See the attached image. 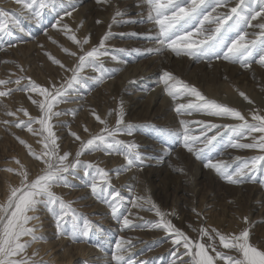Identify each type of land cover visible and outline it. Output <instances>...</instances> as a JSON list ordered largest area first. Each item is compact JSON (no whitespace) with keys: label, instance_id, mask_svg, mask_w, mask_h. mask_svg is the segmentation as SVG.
<instances>
[{"label":"rangeland","instance_id":"obj_1","mask_svg":"<svg viewBox=\"0 0 264 264\" xmlns=\"http://www.w3.org/2000/svg\"><path fill=\"white\" fill-rule=\"evenodd\" d=\"M97 1H98V6L94 7L91 13L89 12L91 14V18H86V17H89L90 14L87 12H84L83 14L80 15L78 22L75 21L77 23H75L74 21H70L68 23L69 26L67 24V27H69V29L66 28V31L69 34L70 33L75 34V35L78 34V36L82 35L80 36L82 38L84 37L90 38L91 44H94L90 46V49L92 47L99 46L100 41L103 37H105V34L110 33V35H108V38L105 40L104 48L102 49L106 51L107 54L100 57V61L102 62V64H105L103 66L105 68L108 66L106 68L108 74L103 77L106 80V83L104 81V84H103V80L99 79V74L98 76L94 77L95 79L94 82H96L94 83V90L96 89L98 91L96 90H95L96 92L94 91V95H93L94 103L91 104L92 105L91 109L92 111L95 112V116H93L92 113L90 114L89 111H88L89 112L88 114L87 110H85V108L83 107L77 112L82 113L83 110L86 111L84 115L86 116L87 114L88 117L89 116L92 117V120L94 121V125L96 127L100 124V121H99L100 118L97 119V117L101 116V118H105L103 119L105 121L103 122L102 125H105L106 128L109 130L117 128V125L114 123H116L118 113H122L123 124L119 126L121 129V131L119 132L120 134H122L121 135L122 138L121 137H119L121 139L117 138V136L119 135V132H118V135L117 133H116L117 136L115 135V139L116 140L119 139V141H122L123 143L116 145L115 139L114 141L112 139L109 140V143L114 142L115 144L114 152L116 150L117 151L114 154L116 155L118 154L124 157L121 153H124V155H128V154L131 155V154L138 153V154H141L142 156L144 155L143 158L146 159V162H143L138 167V168H142V167L143 168H142L141 174L139 175L140 177L137 183V186L139 189H136L137 197L144 198L143 200H139V204L142 205V207H135L133 203H132V206L130 207L131 212L134 213L135 210L138 209L137 212L140 211L139 213L143 216L140 215L141 217L136 219V220H139L137 224L136 223L132 224L131 227L124 226L125 228L121 229L122 231L121 230L112 231V234L114 235V237H108V239L113 238V240L115 241L116 237H118L119 235H123L121 236L123 238L122 239L123 242H124V239L128 237L127 238L129 239L128 243L130 241V243L132 244H137V248H135V251H134L135 254L139 253L138 255H136V260H135L136 262L144 261V264H175V263L184 264V262L186 261L189 262L190 257L188 256L186 257V250L182 248L183 244L181 243L180 245H175L172 243L173 239L175 238L173 234L165 231L163 228L156 227L155 229L154 227H152L155 223L159 222L158 220H160V217L158 218V216L156 215L155 209L152 208V205L154 204L156 208H158L162 213L167 214L165 216V219L168 221H171V223L175 226V228L179 229L180 231L185 233L189 238L193 240H201V242L205 243L206 245H212V247H215L216 251L225 253L227 255H232V256L237 255L235 251L224 249L223 246L220 245L219 239L218 237H215V233L211 231L212 229H216L217 231L224 233V234H234V233L238 234L244 228H249L250 230V242L258 246L260 249L264 250V193L262 191L264 189V169H258L254 177L250 175L248 178L244 179L242 182L233 184V183L226 181L221 175H219L216 172L215 169L210 168V167H205V163H207L209 159H211L213 162L217 160H222L226 162L228 165H230V169H229L230 171H235L237 168L241 167L242 164L248 158L255 156V155L264 154V153H260L256 149H242V148L231 147V143L233 142L235 143H250L251 142L250 141L251 139L250 138L248 139L246 135L237 137L233 135L234 133L231 131L230 128L223 127V125H234V124L241 123L238 120H234L231 117H228V118L227 117H216V116H210L208 114H205L208 117L201 118L198 112H195L198 116L197 115L193 116L194 114L191 112H188L187 110H181L179 112L176 110L177 115H178L176 116L180 118L182 121H187L189 123V124L187 123V125H190V126L201 125V124L196 123L195 121L197 122L198 121H203V122L208 121L206 123H214V124L219 125L220 127L216 129H211V130L206 131V133L208 132L207 133L208 135L216 136V140L210 146V149H206L203 153H201L199 157L196 155V150L203 148L202 142H193V143L190 142V147L193 149V151H189L188 147H184L183 149H177V147L172 148L173 153L172 152L170 153V155L172 154L171 155L172 167L170 168V171L165 174L164 170L166 169H163L162 171L164 172L158 173V176H156V173L152 174V172L149 170L152 166H151V163H149L148 154L143 152L147 146H144L143 143L147 141L148 142L149 141L158 142L157 136H156V132H157L156 128H159L165 132L167 131L166 135H170L171 139L172 138L176 139L177 135H173V133L177 132V130H175L176 124L172 122V124L171 123H169V125L167 124L168 126H171V127H168L167 125L166 127L164 124V121H162L163 119H165L166 116L164 117L161 115L154 117L155 119L145 118V120L143 119L142 121H141L142 118L139 117V114H137L136 111L134 112L132 111L134 113L133 114L134 116H132V112H130L131 113L130 114L129 111H127L126 107H127L128 102H130L128 100L131 99L132 96L133 97L137 96V93L136 91H134V88L132 87L130 88L129 85L131 84L121 86V84L119 83V81H121V78H119L121 73H123L124 71H127V73L129 72L132 73V71H130L131 67L135 66L136 64L140 65L142 62L144 63L147 57L150 55L146 51L142 52L141 54H136V51H135L136 49L135 48L133 49L131 45V40L133 39V37H135L139 41H146L147 39L145 38L144 39H140V37L138 38V33L146 26L145 24L151 22L152 20H148L147 19L148 16L144 19L135 18L134 17L135 14L137 15L138 13L139 14H143V13L142 11H133V10L129 11L128 8H132V7H129L131 5L130 0H97ZM236 2L237 0H229L228 7L221 8L218 11L225 12L228 10V8H230V6L231 7L235 6ZM143 3L145 5V8H143L144 9L143 11H146L148 14L149 6L146 3V0H143ZM253 3L254 2H252V0H249L248 7L254 9L255 11H259L260 9L259 7H257V3H254V4ZM16 4H17L16 0L11 1V5L13 7ZM66 4H67V7H69L68 6L69 4L68 3ZM252 5L255 6V8H253ZM81 6L82 5H77L76 8L79 9ZM57 10L58 8L56 7L54 13H51L52 15L50 17V20L53 17L58 18V16L55 17ZM118 11L122 12L123 15L116 16L115 14ZM207 11L210 12L211 7H209ZM28 14L29 13L20 12L19 16L20 18L24 19V22H25L28 20V17H27ZM81 16H83V18ZM103 16H106L105 20L104 18H102ZM129 16H132V19L128 18L127 20L125 18L124 21L126 22L129 21L128 24L126 23V26H130L132 28L130 31L128 30V32L124 33V30L122 28L123 27L122 21L121 20L119 21V18L129 17ZM101 18L104 21H99ZM86 19H91V23L88 26L86 24V21H87ZM95 20H97L98 22L97 21L93 22ZM81 21L83 22L79 23ZM48 22L49 20L47 21V23ZM259 22L263 23L264 19L262 17L261 18L258 17L257 20L253 21L252 23L257 24ZM46 24L45 23L42 24V27H44ZM52 24L53 22L50 21L49 25L46 26L47 27L46 29H48L49 27L52 28L51 27ZM80 24H82V26ZM84 24L86 25L84 26ZM93 25L95 26V28L98 29V31L99 30L100 31L98 32L99 33L98 35H95L93 36V38H91V35H90L91 32H89L88 28L91 29ZM214 26L215 25L208 24V25H205V28L208 29ZM67 29L70 31H68ZM248 29H253V30L256 29L253 31V33L247 32L249 36V37L247 36L248 39H252L253 36H254L253 39H255L256 33L260 31L259 28H256V27L250 28L246 25L244 26L243 31H246ZM52 30L53 31L51 32V34L53 35L54 33L53 36L56 39L51 35V37H53L51 39L52 41L50 40V37L49 39L47 38L48 41L45 42V45L48 47L49 50L54 49V52H57L55 55H50L45 50H40L39 48H35L32 51L23 52L21 54L12 56L10 55L11 53L6 54L5 53L6 50L0 49L1 54L2 52H4V54H2L3 58L12 57L11 61L5 58V63L0 64V76H1V72L4 71L9 76V78L6 76L8 79L6 81H11V83L4 84V86L10 84L9 85L10 87L7 89H16L12 91L10 95L7 96L8 98L6 97L9 103L8 105L11 108H14V107L16 108V106H18L19 108L21 106L20 109H22L25 106L23 109H26V103L29 98L27 96L28 91L26 89L30 88L29 78H31L30 80L34 81L37 84L40 83L39 85H41L42 87L47 88L46 86L49 85L50 87L49 90H52L53 85L56 86L57 85L56 83L58 81L59 82L62 81V83L65 82L66 83L65 87H67V81L71 78L67 70H68V66H70V62H73L72 59L70 58L71 53L67 54L69 55L68 56L69 63H66V65H62L60 62V58L62 54H61V51H59V49L63 41H62V38L59 36V32H57L55 28ZM18 32L24 36L35 34V32L32 34L30 33L26 34V33L21 32L20 30H18ZM235 36H236V33H232L231 39H235ZM231 39H228L227 43H230ZM69 40L67 39V41ZM94 41L96 43H94ZM125 41H127V44ZM38 46H39L38 44L34 45V47H38ZM0 48H3V46ZM259 48L260 47L258 46L253 48L251 55L244 58V63L248 65L247 67L244 66V64H242L240 60L233 61L231 59L229 60L223 59V51L218 52V55L220 56V58H216V56H211V57H203L197 60V59H192V57H189L183 54L178 56L174 52H172L170 49L166 48V51H167L166 54H169L170 56L169 58H167L165 67L156 75L155 78L156 80L159 81L158 85H165L164 82L162 81L163 73L165 72L171 73L175 79L183 81L189 85L195 86L201 92V94L207 99L215 100L216 102H218L219 100L220 101L222 100L221 104H224L227 106L230 105L229 107L236 108L238 111L241 112L242 115L245 116L246 119L251 121L253 112L264 115V64L262 65L261 63H259L257 59V55L259 54L264 55V48H260V50ZM51 51L53 52V50ZM262 51L263 53L261 54ZM125 52L128 55H126ZM172 53H174L173 56H172ZM129 55H133L132 59L131 57L130 58L128 57ZM251 56L253 57L251 58ZM113 57H115V59H113ZM112 59L115 62L119 61L120 63L123 62L124 64L122 63V66L120 67L121 69L119 68L118 72H113L110 74L109 69L113 68V65L111 63H115L114 61H112ZM187 60H192V61H190L189 64L187 65ZM55 61H59V63H56ZM78 61H74L75 66L79 63ZM129 67L130 69L127 70L126 68H129ZM148 70L149 69H147V71ZM22 71L25 74L26 72L28 74H26V77L23 79L21 84L16 86V84H14L15 81L17 79H21L24 76ZM92 71L95 73L97 69L94 68ZM21 72H22V75H21ZM130 73L129 75H131ZM36 78L38 79L36 80ZM147 78H150V76L149 77L146 76V79ZM155 78L151 77V80ZM40 79L42 80L41 82L39 81ZM81 79H84V76L81 77ZM211 80L213 81L211 82ZM77 84L79 85V83H73V85L70 88H68L67 92L72 91V89ZM59 86H62V85H59ZM76 89H79V87H76ZM85 92L87 91L84 89L83 95L85 94ZM240 93H244V95L247 96L248 99L246 100L244 96L240 95ZM73 94L75 95V94H80V93L74 92ZM85 96H90V92L85 94ZM138 98H140V100L144 101V103L146 104H148L149 102L146 100H150L147 94L142 97L140 96ZM80 99L82 98L77 99V101ZM232 99L234 101H232ZM13 100H15L14 103H12ZM82 100H85L88 104L90 103V98L84 97V99ZM150 101H151V104L149 103L150 107H148V111H147L149 112V115L153 113V110L155 109L158 110L159 109L158 107L159 105H161V102H162L160 98L156 99L155 101L154 99H151ZM194 101H195V97L189 94L177 93L176 106L172 104L171 105L172 107L171 106L170 107L171 109H174V108H177L178 104H188L189 102H194ZM36 106L37 104L33 106V108L36 109V111L34 110L35 112L30 109L29 111L26 109L30 117L36 118L41 115L40 109ZM16 112H17V117H18L17 120H19L20 114L22 112L21 111L20 112L16 111ZM136 117L138 118L137 121H135ZM213 117L218 118V120L217 119L215 120V118ZM26 118L29 119L28 116H26ZM193 120L195 121L193 122ZM152 122H154V124ZM10 123L13 126V123H14L13 120ZM34 124L39 130L38 137L41 136V140L43 142L44 136L46 135V133L43 135L40 134V131H41L40 125L38 123H33L32 125L34 126ZM128 125L132 126L131 134H129V132L127 131ZM159 125H162V126H159ZM164 128H166V130ZM149 129H155V130H149ZM3 133L4 134L0 137V142L4 146L0 147V151L1 149H4L6 151L9 150L8 153L10 152L16 153L17 151L18 153H20L21 151L19 150V148H21V146H24V144L20 142L19 137L17 138L18 133L17 135L9 134L8 132H5V131H3ZM125 133H127L129 136L127 134L125 136L124 135ZM130 135H131V138H130ZM255 135H259V133ZM183 137L184 135L182 136V138ZM245 138L247 139V141L244 140ZM133 139L135 141L136 139L137 140L141 139L142 141L140 142L139 140L135 142ZM229 141H231L230 144H224L225 142L228 143ZM180 142L181 144L184 143L182 139ZM130 144L135 145V147L129 149L128 146ZM74 150L76 154L77 149H74ZM109 154L114 155L112 152H106L105 155L103 156L105 157L107 161L110 156ZM75 157L76 155H74V153H70L71 159H74ZM70 160L68 161V163L70 162ZM9 162L10 160L6 156H4L3 158L0 157V170L2 169V166L11 164ZM71 162H73V160H71ZM92 164L96 165L95 161H93ZM109 164L111 165V163ZM109 168L110 166L108 165L107 167V171H109L108 175L112 173ZM94 171L92 172L93 174L96 173V171L95 172ZM69 178L73 179L71 176ZM113 184L114 183H110L112 187L117 186V184H114V185ZM71 187H75V186H73L72 184ZM135 198H136L135 196L132 197L133 201ZM107 199L109 202L110 201L109 197ZM109 203H111V201ZM120 204L117 205L118 210L121 209L120 208L121 206H119ZM143 204L145 205L147 204L146 206L149 208H146L145 205ZM133 209L134 211H132ZM127 212H128V208H126V211L124 214H122V217L124 218L127 216L128 218L131 219V217L126 215ZM92 213L93 211L90 212V214ZM148 213H150L149 216L147 215ZM245 217H247V221H245L244 219ZM97 220L98 222L101 223L103 222L102 220L104 219H100L101 221L99 219ZM110 222L111 220L103 223L102 225L100 224V225L102 227L107 226L108 229L111 231L114 225H111L112 223ZM139 222L141 223L143 222L142 223L143 225ZM201 227L208 229L209 234L213 236L214 239L209 240L208 237H203L201 239L200 232H199ZM93 229H94V226L92 227V231ZM96 231L99 237H103V235L100 233L101 231H98V230ZM162 233H164L165 235L163 236ZM135 235H137L136 237L139 239L134 237ZM132 237L134 240L132 239ZM130 239L136 242L134 243ZM170 239L172 241H170ZM212 247H209L208 251L210 255L215 257L216 253L215 251L212 250ZM178 248H180L181 250H179ZM148 253L153 254V255L151 256ZM159 253L160 255H158ZM177 253L178 255H176ZM183 253L185 257L184 255H182ZM179 255H182V256L179 258L178 257ZM182 257L184 258L182 259ZM92 258L93 256L91 257V259ZM124 263H125V260L122 262V264ZM216 264H224V261L217 260Z\"/></svg>","mask_w":264,"mask_h":264},{"label":"snow or ice","instance_id":"obj_2","mask_svg":"<svg viewBox=\"0 0 264 264\" xmlns=\"http://www.w3.org/2000/svg\"><path fill=\"white\" fill-rule=\"evenodd\" d=\"M16 2L21 5L23 10L38 18L41 15V11L49 7L50 4H55L56 0H16ZM252 2L260 6L259 11L248 7L249 0H237L235 6L228 8L226 12H219L218 10L227 7L229 0H146L149 6L147 19L154 21L158 26L159 34L156 39L161 47L166 46L178 56L183 54L197 60L211 56L220 58L218 52L223 51V59L240 60L247 67L248 65L244 63V58L251 55L253 48L257 46L264 48V23H252L258 17L264 18V0H252ZM73 3L74 0H70L68 6L73 7ZM209 7H211L210 12L207 11ZM64 14L70 16L72 13L65 11ZM115 15L122 16L123 13L118 11ZM208 24L215 26L206 29L205 25ZM246 25L260 29L256 33L255 39H247L248 33L243 31ZM9 27L19 28L20 21L14 13L0 9V32L8 31ZM65 28H67V25H65ZM232 33H236L235 39H231ZM108 35L110 33L105 34L99 46L92 47L79 56V63L71 69L73 74L67 81V87H56L53 85V89L49 90L31 81L29 78L30 88L26 90L38 93L39 96L43 97V99L32 101L38 104L41 115L33 118L29 116L26 109H18V111H23L24 115L28 116L29 119L27 121L21 120L16 124V127L26 125L29 132H35L32 124L38 123L41 130L40 134L46 133L42 142L43 151L40 154L32 151L31 146L27 145L25 141H20L28 147L29 153L36 159L42 160L45 166L40 174L30 180L28 171L20 164L19 160H16V163L20 166L18 172V175L21 177L20 183L18 186H10L6 200L0 203V264H37V262L33 261L32 257L28 256L27 248L30 246L32 240L42 239V237L36 235V226H29L30 221H38L39 217L35 213L40 206L47 208L55 216L59 235H68L71 239L77 240L81 237H86L90 231L87 221L83 227L78 223L79 214L71 207V202H67L57 195L53 191V188L57 184H68L67 174L70 172L74 173L83 164L79 159L83 151L103 149L105 147L111 149L114 147V144L109 143V140H114L116 133L121 131L119 126L123 124L122 113H118L116 129H101L100 134L94 135L87 141L82 142L80 150L75 154L76 159L71 163H68L69 153L59 154V146L56 143L57 138L53 132L51 121L52 117L61 115L60 112L54 111V106L62 101L68 88L73 83L80 82L81 77L79 74L85 66H93L97 69L100 74L99 79H103V76L108 74L100 61V57L107 54L102 49ZM70 39L77 44L88 43L87 38L80 41L74 35ZM228 39H231L230 43H227ZM160 50V48L155 49L157 52ZM148 51L153 50L149 49ZM55 62L59 63V61ZM258 62L264 64V55L259 57ZM21 79H17L15 83L20 85ZM162 81L165 84V91L170 96H173V98H175L177 93L189 94L195 97L194 102L178 104L176 108L178 112L195 109L204 111L210 116L231 117L234 120H238L241 123L223 125V127L230 128L237 137L245 136L246 134L247 138L251 139V142L232 143L231 147L256 149L260 153H264V115L253 112L251 121H249L236 108L207 99L195 86L175 79L171 73H163ZM8 83H11V81L0 80V85ZM14 90L16 89L0 91V97L8 96ZM240 95L244 96L246 100L248 99L244 93H240ZM29 98L31 99V97ZM8 115H15V113L9 112ZM4 123H9V121H4ZM181 123L187 125L188 122L181 121ZM196 123L203 125L201 135L190 136L188 135V128L185 127L183 139L185 147H188L189 151H193L190 147V142L203 143V148L196 150V155L199 157L206 149H210V146L216 140V136L208 135L203 129L211 130L220 126L203 121ZM131 128V125L127 126L129 134H131ZM257 133L259 135H255ZM72 135L76 136V133H72ZM173 135H178V133H173ZM76 139H80L79 136H76ZM122 143V141L115 140V144ZM128 147L131 149L135 145H129ZM124 158L128 165L133 164V159L128 155H125ZM135 159H140L138 154ZM83 166L85 167V176L91 175L88 169H95L101 181L108 183V173L104 169L91 163L84 164ZM205 167L215 169L219 175L230 183H240L250 175L254 177L258 169H264V154L248 158L235 171H230V165L222 160L213 162L209 159L205 163ZM8 171L17 170L8 169ZM101 181H98L94 176L92 177V182L89 186L93 194L99 195L104 191L101 187ZM111 195L113 200H119V193L113 192ZM143 199V197H136L133 205L135 207H142L137 201ZM111 208L115 216L118 207L113 203L111 204ZM152 208L155 209L156 215L160 217L159 222L153 226L163 228L165 231L173 234L175 238L172 243L175 245L183 244L187 256L190 257L191 264H216L217 260L224 261V264H264V250L250 242L249 228H244L238 234H224L216 229L211 230L215 233V237H218L219 243L224 249L233 250L237 253L236 256L227 255L216 251L215 247L206 245L201 240L189 238L185 233L175 228L171 221L165 219L166 213H162L154 204ZM69 217L71 218V231L67 232L64 229L63 222ZM244 219L247 221V217ZM123 225L126 227L131 226V221L125 217ZM199 232L201 239L203 237H208L209 240L214 239L209 234L208 229L204 227H201ZM24 237H29L30 239H24ZM209 247H212V250L215 251V257L209 254ZM125 251L124 242L122 240L117 241L112 254V259L116 261V264H122L125 260V255L123 254ZM34 255L35 253H33ZM137 264H144V262H137Z\"/></svg>","mask_w":264,"mask_h":264},{"label":"bare ground","instance_id":"obj_3","mask_svg":"<svg viewBox=\"0 0 264 264\" xmlns=\"http://www.w3.org/2000/svg\"><path fill=\"white\" fill-rule=\"evenodd\" d=\"M11 1L12 0H0V9H3L9 13H14L20 21V27L19 28L9 27L8 31L0 32V47L3 46V48H0V49L6 50L5 53L6 54L11 53L10 55H12V56L21 54L23 52L32 51L35 48H39L40 50H45L50 55H55L57 52H54V49H51V50H53V52H52L45 45V42L48 41L49 37H50V40L54 37L53 36L54 33L52 35L51 32L53 31L52 29L55 28L57 30V32H59V36L62 38V41H63L61 43V46L59 49V51H61V54H62L61 58H60V62L62 65H66V63H69V61H68L69 55H67V54L71 53L70 58L72 59L73 62H70V66H68L67 72L70 74V76H72L73 73H72L71 69H73L75 66L74 61H78L80 54L89 50L90 46L94 45V44H91L90 38H87L88 39L87 44L75 43L72 39H70L71 36L74 35L77 38V40H80V41H83V39L85 37L82 38V37H80L82 35L78 36V34L75 35L72 33H70L71 34L70 35L66 31L65 25H67L70 21H74V22L77 21L78 22L80 15L83 14L84 12H87V13L90 12L91 13L92 9L94 7L98 6V1L97 0H74L73 7H67L66 3L69 4L70 0H56L55 4H50L49 7H47V9H43L41 11L40 17H38V18L34 17L32 14L29 13L27 16L28 20L25 22H24V19L20 18L19 13L20 12L28 13V12L26 10L24 12L21 5L18 3L13 7L11 5ZM130 4L131 5L129 7H132V8H128L129 11L130 10L142 11V13H143V14L138 13L137 15L135 14V16H134L135 18H143L144 19L148 16L147 12L143 11L144 10L143 8H145L143 0H130ZM77 5H82V6L78 9V8H76ZM56 7L58 8V10L56 11L55 17L58 16V18L53 17L50 20V17L52 15L51 13H54ZM257 7H259V9H260V6L258 4H257ZM253 8H255V6H253ZM65 11H70L72 14L70 16H67L64 14ZM83 16H81V17L83 18ZM86 16H88V15H86ZM106 16H103L102 18H104V20H105ZM86 18H91V14L89 17H86ZM102 18L99 21H104V20H102ZM125 18L127 20H128V18L132 19V16L119 18V21L120 20L122 21V25H123L122 28L124 30V33L128 32V30L130 31L132 28L130 26H126V23L128 24L129 21H127V22L124 21ZM259 18H261V17H259ZM131 19H130V21H131ZM48 20H49V22L52 21L53 24L51 26L52 28L49 27L48 29H46L47 28L46 26L49 25V22L47 23ZM86 20L85 21H86L87 26L90 25L91 19H86ZM96 21L97 20H95L93 22H96ZM77 22H75V23H77ZM82 22L83 21H81L79 23H82ZM44 23L45 24L47 23V24L44 27H42V24H44ZM86 24H84V26ZM97 24H99V23H97ZM53 25H55V27H53ZM80 25L82 26V24H80ZM145 25L146 26L138 33V38L139 37H140V39L145 38L147 40L146 41H139L135 37H133V39L131 40V45H132L133 49L134 48L136 49L135 50L136 54H141L142 52L146 51L150 55L147 57V59L144 63L142 62L140 65L136 64L133 67L130 66L131 69H130V67L126 68L127 70L130 69V71H132V73L129 72L131 75H129V73H127V71H124L123 73H121V75L119 76V78H121V81H119V83L121 84V86L131 84V85H129L130 88L131 87L134 88V91H136V93H137V96H134V97L132 96L131 99L128 100L130 102H128L126 108H127V111H129V113L132 111L133 112L136 111L137 114H139V117L142 118L141 121L143 119L145 120V118L155 119L154 117H157L158 115H161L164 117L166 116L165 119L162 120V121H164L165 126L167 124L169 125V123L172 124V122L176 124L175 130H177L176 133H178L176 139L175 138L171 139L170 135H166L167 131L165 132L159 128H156V131H157L156 136H157L158 142H150V141L148 142L146 140L147 142L143 143L144 146H147L143 152L148 154L149 163H151V166H152L149 170L152 172V174L156 173V176H158V173H162L165 171V174H166L170 171V168L172 167V162H171V155L172 154L170 155V153L173 151L172 148L177 147V149H183L185 147V143L181 144V142H180L181 139H182V141H184L182 136L185 134V132H184L185 127L188 128V135L200 136L201 135V129L203 128V126L198 125V124H197L198 126H190V125L182 124L181 123L182 120L177 117L178 115L176 112V108L171 109L172 104L174 106H176V96H175V98L170 96L168 94V92L165 91V87H164L165 85H158L159 81L156 80V78H155L156 75L165 67L166 62H167V58H169L170 55L166 54V52H167L166 48L167 47L166 46L161 47V45L157 42L156 38L159 34V28H158V26H156L155 22L151 21ZM68 26H69V24H68ZM97 27H98V25H97ZM67 28L69 29V27H67ZM250 28H252V27H250ZM21 29H23V31ZM88 29H89V32H91L90 33L91 38H93V36H95V35H98L99 34L98 32L100 31V30L98 31V29L95 28L94 25L91 27V29L90 28H88ZM18 30H20L21 32L26 33V34H28V33L32 34L34 32H35V34L24 36V35H21L18 32ZM254 30H256V29H254ZM254 30L248 29L245 32H248V33L252 32L253 33ZM68 31H70V30H68ZM51 35L53 37H51ZM250 38H252V37H250ZM253 38H254V36H253ZM67 39L68 40L70 39L69 41H71V42L67 41ZM53 41H54V39H53ZM125 42L127 44V41H125ZM94 43H96V42L94 41ZM35 44L36 45L38 44L39 46L34 47ZM126 44H125V46H126ZM67 45L70 47H68ZM128 46H130V45H128ZM157 48H160L161 50L158 52L155 51V49H157ZM149 49H152L153 51H148ZM65 50H67V51H65ZM259 50H260V48H259ZM73 53H75V55H73ZM262 53H263V51L261 52V54ZM2 54H4V52H2ZM2 54L0 53V64L5 63V58L8 59L9 61H11L12 57H10V58L4 57L3 58ZM125 54H126V52H125ZM126 55H128V54H126ZM173 55H174V53H172V56ZM132 56L133 55H129L128 57L129 58L131 57V59H132ZM260 56H261L260 54L257 55L258 60H259ZM252 57L253 56H251V58ZM112 61H114V60L112 59ZM190 61H192V60H187V65L189 64ZM122 63H120L119 61H117L115 63H111L113 65V68L109 69V73L111 74L113 72H118L119 68L122 66ZM103 65H105V64H103ZM93 69H94L93 66H85L79 74L80 77L84 76V79H81L79 82V85L77 84L72 89V91L66 92V95L62 99V101L54 106V111H58L61 113V115H59V116H54L52 118V121H51V123L53 125V132L55 133L56 138H57L56 143L59 146V154L60 155H63L65 152H67L69 154L74 153V155H75L74 149H77V151L80 150L82 142L87 141L88 139H90L94 135L100 134L101 129L106 128L105 125H102L103 122L105 121L103 119H105V118H101V116H100L99 117L100 118L99 119L100 124L96 127L94 125V121L92 120V117H90V116L88 117L87 114H86V116L84 115V113L86 111L83 110L84 112L82 111V113L77 112L83 107V108H85V110H87V112L89 111L90 114L92 113L93 116H95V112L92 111V109H91L92 108L91 104L94 103L93 95H94V91L96 90V89L94 90V83H96V82H94L95 81L94 77L98 76L99 72L97 70L94 73L92 71ZM147 69H149V70L147 71ZM177 71H179V70H177ZM22 72H21V75H22ZM233 72H235V71H233ZM23 74H24V76H23V79H24L26 77V74H28V73L26 72V74H25L23 72ZM6 76L9 78V76L6 74V72L2 71L1 76H0V80H2V79L8 80ZM146 76H148V77L150 76V78L146 79ZM151 77L155 78V79L151 80ZM23 79H21V82L23 81ZM37 79L38 78H36V80ZM102 80H103V84H104V81L106 83V80L104 78ZM39 81L41 82L42 80L40 79ZM212 81L213 80H211V82ZM132 83H134V84H132ZM14 84H16V83H14ZM56 84H57L56 87L59 85H62V86L66 85V83L65 82L62 83V81L61 82L58 81ZM9 85H6V86L0 85V91L8 90L7 88L10 87ZM16 86H17V84H16ZM46 87L48 89H50L49 85ZM76 87H79V89H76ZM84 89L87 91V92H85V94L90 92V96H85V94L83 95ZM96 91H98V90H96ZM74 92H78L80 94L74 95L73 94ZM70 93H72V94H70ZM146 94L150 100L154 99V101H155L156 99L160 98V100L162 101L161 105H159V107H158L159 109L153 110V113L151 115H149V112H147L148 107H150L151 101L146 100V101H149L148 104H146V103H144V101H141L140 98H138V97H140V96L142 97ZM27 96L31 97V99L28 98L27 103H26V109L28 111H29V109L32 111H34V110L36 111V109L33 108L35 103H33L32 101L43 99V97L39 96L38 93H32L30 91H28ZM95 96H96V94H95ZM6 97L7 96L0 97V137L4 134L3 131L8 132L9 134H16V135L18 133L17 138L19 137L20 141L21 140L25 141L27 145L31 146L32 151L36 152L37 154H40L43 151V145H42L41 136L38 137L39 130L37 129L35 124H34V126L32 125V128L35 130V132H29L26 125L22 126V127H16V124L19 123L21 119L22 120L24 119V121H27L28 119L24 115L23 111H21L22 113L21 114L19 113L20 118H19V120H17L18 117H17L16 111H18V109H20L21 106L19 108H18V106H16V108H18V109H16L15 107H14L15 109L11 108L8 105L9 104L7 101L8 97L7 98ZM84 97L90 98L89 104L85 100H82V99H84ZM79 98H82V99L77 101V99H79ZM221 101L219 100L218 102L221 103ZM232 101H234V100L232 99ZM14 102H15V100H13L12 103H14ZM228 105H229V103H228ZM36 107L39 108L38 104ZM187 111L193 113L194 114L193 116H196L197 114L195 112H198L199 116H201V118L208 117L207 115H205L207 113L204 111H198L195 109H191V110H187ZM9 112L15 113L16 116L15 115H8ZM89 112H88V114H89ZM133 112H132V116H134ZM134 118H133V120H134ZM213 118H215V117H213ZM137 119L138 118L136 117L135 121H137ZM216 119L218 120V118H215V120ZM12 120L14 122L13 126L10 123V122H12ZM195 120H193V122ZM199 120H201V119H199ZM4 121H9V123H4ZM195 122H197V121H195ZM206 122H208V121H206ZM152 123L154 124V122H152ZM114 124H116V123H114ZM145 126H146V124H145ZM159 126H162V125H159ZM168 127H171V126H168ZM164 129L166 130V128H164ZM149 130H155V129H149ZM203 130L206 132L209 129H203ZM146 131H147V129H146ZM125 132H126V130H125ZM72 133H76V136H79L80 139H76V136H73ZM127 133H125L124 135L126 136ZM117 135H118V132H117ZM121 135L122 134H120V132H119V135L117 136V138H119V137L122 138ZM166 137H168V138H166ZM121 138H119V139H121ZM130 138H131V135H130ZM139 140H140V142L142 141L141 139H138V140L136 139V141L135 140L134 141L137 142ZM244 140L247 141L246 138ZM231 141H229L228 143L225 142L224 144H230ZM110 142H112V141H110ZM191 143H193V142H191ZM233 143H235V142H233ZM113 144H114V142H113ZM2 146H4V145H2L0 142V147H2ZM19 150L21 151L20 153H18V151L16 153H14V152L8 153L9 150L6 151L4 149H1V151H0V157L3 158L4 156H6L10 160L9 163H11V164L2 166V169L0 170V203H3L6 200V197H7L8 192H9V187L10 186H18L20 183L21 177L18 175L20 166L16 163V160H19L20 164L23 165L24 168L28 171L30 180L35 178L36 175L40 174L41 170L45 166L42 160L36 159L33 155H31L29 153V149H28V147L25 146V144H24V146H21V148H19ZM116 151L114 152V147L111 149L105 147L103 149L83 151L81 156L79 157V159L83 162V164L81 166H79L75 170L74 173L70 172L69 174H67L68 184L67 185H65L63 183L57 184L53 188V191L57 195L61 196L65 201L71 202V207L73 209H75V211L79 214L78 223L80 224L81 227L84 226L86 221L88 222L89 227H90V231L86 237H81L77 240H73L68 235H59L58 230H57V221H56L55 216L47 208H45L43 206L39 207L38 211L35 213V215H37L39 217L38 221L37 220L30 221L29 226L35 225L36 226V235L38 237H42V239L32 240L30 243V246L27 248L28 256L32 257L33 261L37 262V264H115L116 263V261H114L112 259V254H113V251L115 250V245H116L117 241L122 240L123 238L121 236H123V235H119L118 237H116L115 241L113 240V238L108 239V237H114V235L112 234V231L121 230V229L125 228L123 225V220L125 217L123 218L122 214L125 213L126 208H128V212H129V213L127 212L126 215L131 217V219L128 218L126 215L125 216L128 219H130L131 225L135 224V223L137 224V222L139 220H136V219L143 216L139 213L140 211L137 212L138 209L135 210L134 213L131 212L130 207L132 206V203H133L132 197L133 196L137 197V190L136 189H139L137 186V183H138V179L140 177L139 175L141 174L143 167L142 168H138V167L143 162H146V159L143 158L144 155L142 156L141 154H138V153L129 155L127 153L129 155V157L132 158L134 161L132 165H128L127 161L124 158L125 157L124 153H121L124 156V157H122L121 155L114 154V153H116ZM106 152H112L114 154V155L109 154L112 157H110L108 155L109 156L108 161L105 159V157H103ZM137 154L140 157V159H138V160L135 159ZM70 159L71 158L69 156V160ZM75 159H76V157L74 159H71V160L74 161ZM71 160L69 163H71ZM109 160H110V162H109ZM93 161H95L96 165L99 168L104 169L107 173H109V171H107V167H108V165L110 166L109 169L112 173L107 176L108 183H103L97 172L94 174L92 173L95 169L94 170L88 169V171L91 173V175L85 176V167L83 165L90 163V162L93 163ZM108 162L111 163V165ZM8 169H16L17 171H8ZM163 169H166V170L162 171ZM70 176L73 179L69 178ZM93 176L96 177V179L98 181H101V187L104 189V191L101 192L99 195L93 194V192L91 191V188L89 186L90 183L92 182ZM110 183L117 184V186L112 187L110 185ZM72 184L75 187H71ZM262 191L264 193V189ZM113 192L119 193V200H113L112 195H111ZM263 193H262V195H263ZM108 197H109L111 203H109L110 201L108 202V199H107ZM113 203H115L116 205L121 203L119 205V206H121L120 207L121 209L118 210L119 212L117 211L115 216L113 215L112 208H111V204H113ZM138 203H139V201H138ZM143 205H145V204H143ZM146 205H145V207L149 208ZM92 211H93V213L90 214V212H92ZM132 211H134V209ZM138 214H139V216H138ZM149 214L150 213H148L147 215L149 216ZM147 215H145V216H147ZM96 217H98V218H96ZM143 218H145V217H143ZM97 219H99V220L104 219V220H102L103 222L100 223V222H98ZM110 220H111L110 223H112L111 225H114V227L112 228L111 231L108 229L107 226H105V227L101 226L103 223L110 221ZM36 223H37V225H36ZM139 223H141V222H139ZM63 225H64L65 231L70 232L71 231V218L69 217L66 221H64ZM93 226H94V229L92 231ZM152 227H154V226H152ZM154 228L156 229V227H154ZM96 230L101 231L100 233L103 235V237H99ZM134 234H136V233H134ZM162 235L164 236L165 234L162 233ZM136 236L137 235H135L134 237H136ZM138 237H139V235H138ZM127 238L128 237H126V239H124V247L126 249V251L123 253L125 255V263L124 264H129V262H131V264H137V262L135 260H136V255H138L139 253L135 254V252H134L135 248H137V244H132V243H130V241H129V243H130L129 244L128 243L129 239H127ZM24 239H30V238L24 237ZM132 239H133V237H132ZM137 239H139V238H137ZM150 239H152V238H150ZM133 240H131V241H133ZM170 241H172V240L170 239ZM138 246H139V244H138ZM180 248H178V249L181 250L183 247L181 249ZM142 252H143V250H142ZM173 252H175V251H173ZM33 253H35L34 256H33ZM156 253H158V252H156ZM173 254H175V253H173ZM149 255L152 256L153 254H149ZM158 255H160V253ZM176 255H178V253ZM182 255H184V253ZM182 255H179L178 257L180 258ZM92 256H93V258L91 259ZM184 257H185V255H184ZM184 257H182V259ZM186 257H187V254H186ZM189 260H190V258H189ZM140 262H144V261H140ZM181 263H182V261H181ZM184 264H191V263H190V261L189 262L186 261V262H184Z\"/></svg>","mask_w":264,"mask_h":264}]
</instances>
